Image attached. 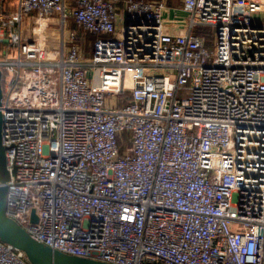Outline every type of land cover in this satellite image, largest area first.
Listing matches in <instances>:
<instances>
[{"label": "built area", "instance_id": "obj_1", "mask_svg": "<svg viewBox=\"0 0 264 264\" xmlns=\"http://www.w3.org/2000/svg\"><path fill=\"white\" fill-rule=\"evenodd\" d=\"M177 1L0 0L5 215L36 242L264 264V0ZM0 264L30 263L0 243Z\"/></svg>", "mask_w": 264, "mask_h": 264}, {"label": "water", "instance_id": "obj_2", "mask_svg": "<svg viewBox=\"0 0 264 264\" xmlns=\"http://www.w3.org/2000/svg\"><path fill=\"white\" fill-rule=\"evenodd\" d=\"M2 99L0 73V104ZM2 116L0 114V243L9 245L22 252L30 264H106L91 259L72 257L53 251L33 240L22 228L5 215L6 184L9 173L6 169L5 149L1 143ZM32 222H36L34 213Z\"/></svg>", "mask_w": 264, "mask_h": 264}, {"label": "rangeland", "instance_id": "obj_3", "mask_svg": "<svg viewBox=\"0 0 264 264\" xmlns=\"http://www.w3.org/2000/svg\"><path fill=\"white\" fill-rule=\"evenodd\" d=\"M74 1L75 0H70L71 3H73ZM145 1H147V2H156V1H160V0H145ZM165 1L167 2V0H165ZM166 4H168V2ZM176 7L179 8L178 5H176ZM182 17L186 18V15H182ZM258 18H260L259 15H253L252 16V21L261 23V21L258 20ZM53 26H54V28H56L55 25H53ZM197 34H203V35H205L207 37V39H208V47L214 45L215 31L212 30L211 28H206V29L199 30V31H197ZM50 35H51V38H50L49 42L52 44V46L50 47V45H48V47H47L48 49H52L53 47L58 45L57 34H55V32H53V33L51 32ZM210 49L212 50L211 47H210ZM11 57H13V54H11ZM133 73H135V71H129L128 72V76H131ZM122 138L118 139V143H119V147L122 150L125 151L126 149H128L129 145H128L126 139L125 138L122 139Z\"/></svg>", "mask_w": 264, "mask_h": 264}, {"label": "crops", "instance_id": "obj_4", "mask_svg": "<svg viewBox=\"0 0 264 264\" xmlns=\"http://www.w3.org/2000/svg\"><path fill=\"white\" fill-rule=\"evenodd\" d=\"M109 1L114 3L118 10H122L123 9L124 0H109ZM167 2L169 4V5L167 4L168 13L166 15L168 17V19H170V20H173L174 18L175 19H180V20L185 19V17H182V15H184V14L181 13V11L179 10L180 4L178 3L177 0H167ZM176 5H178L179 8H177Z\"/></svg>", "mask_w": 264, "mask_h": 264}, {"label": "trees", "instance_id": "obj_5", "mask_svg": "<svg viewBox=\"0 0 264 264\" xmlns=\"http://www.w3.org/2000/svg\"><path fill=\"white\" fill-rule=\"evenodd\" d=\"M91 40H92L91 38H87V42H88V43L91 42Z\"/></svg>", "mask_w": 264, "mask_h": 264}]
</instances>
